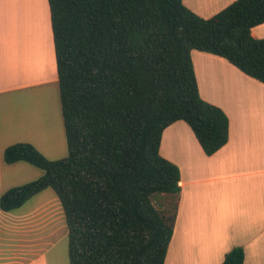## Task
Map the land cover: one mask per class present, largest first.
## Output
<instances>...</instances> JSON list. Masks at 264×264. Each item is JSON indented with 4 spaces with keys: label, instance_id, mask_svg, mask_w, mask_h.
I'll return each instance as SVG.
<instances>
[{
    "label": "trees",
    "instance_id": "obj_1",
    "mask_svg": "<svg viewBox=\"0 0 264 264\" xmlns=\"http://www.w3.org/2000/svg\"><path fill=\"white\" fill-rule=\"evenodd\" d=\"M68 154L31 143L4 150L43 175L8 189L10 211L51 188L68 230L70 264H165L181 173L160 153L164 130L185 121L207 155L229 140V117L199 92L192 50L227 59L264 83V0H235L204 18L183 0H48ZM235 246L219 264H244Z\"/></svg>",
    "mask_w": 264,
    "mask_h": 264
},
{
    "label": "crops",
    "instance_id": "obj_2",
    "mask_svg": "<svg viewBox=\"0 0 264 264\" xmlns=\"http://www.w3.org/2000/svg\"><path fill=\"white\" fill-rule=\"evenodd\" d=\"M235 0H183L208 18ZM251 34L264 38V23ZM201 97L229 117V140L207 155L182 120L163 132L160 153L181 173L176 223L165 264H219L235 246L244 264H264V83L224 57L191 52ZM33 144L47 159L68 154L48 0H0V197L39 179L4 150ZM68 230L51 188L20 207H0V264H68Z\"/></svg>",
    "mask_w": 264,
    "mask_h": 264
},
{
    "label": "rangeland",
    "instance_id": "obj_3",
    "mask_svg": "<svg viewBox=\"0 0 264 264\" xmlns=\"http://www.w3.org/2000/svg\"><path fill=\"white\" fill-rule=\"evenodd\" d=\"M6 1V0H5ZM2 2H3V0H1V4H2ZM67 250H68V248H67ZM66 255H67V259L69 260V258H68V253H66ZM68 264H70V262L68 261Z\"/></svg>",
    "mask_w": 264,
    "mask_h": 264
}]
</instances>
